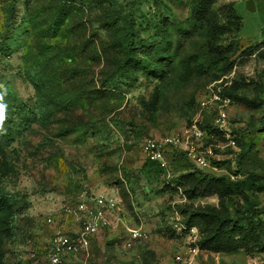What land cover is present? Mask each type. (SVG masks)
<instances>
[{
	"label": "rangeland",
	"instance_id": "obj_1",
	"mask_svg": "<svg viewBox=\"0 0 264 264\" xmlns=\"http://www.w3.org/2000/svg\"><path fill=\"white\" fill-rule=\"evenodd\" d=\"M199 1L0 0V264H46L53 235L79 230L69 208L101 195L117 204L110 226L64 264H264L260 232L237 252L205 239L208 214L264 220V108L228 111L232 131L252 130L241 159L220 135L208 141L231 187L176 181L186 162L163 172L141 149L182 132L216 81L249 100L264 91V0L254 12L214 0L202 14ZM235 15L238 34L225 30ZM233 39L236 55L211 57Z\"/></svg>",
	"mask_w": 264,
	"mask_h": 264
},
{
	"label": "built area",
	"instance_id": "obj_2",
	"mask_svg": "<svg viewBox=\"0 0 264 264\" xmlns=\"http://www.w3.org/2000/svg\"><path fill=\"white\" fill-rule=\"evenodd\" d=\"M226 85L223 80L211 84L204 92L201 110L197 113L190 124L182 132L175 135L161 137H150L141 144L145 157L163 169H169L173 154L177 152L186 153L191 161L200 169L218 168L212 166L216 159L210 139L215 138L205 126L204 115L213 118V129L221 134L226 141V146L237 148V143L229 123V109L233 105L230 98L224 95ZM117 204L113 199L104 196L91 198V203L86 199L80 200L75 208L69 212L78 216L81 225L78 231L71 234L56 232L50 242L46 264H64V259L71 255H77L88 251L92 238L98 234L100 229L110 226L107 213L115 211ZM133 240H143L147 236L137 228L126 227ZM173 264H194L192 257L176 256Z\"/></svg>",
	"mask_w": 264,
	"mask_h": 264
},
{
	"label": "trees",
	"instance_id": "obj_3",
	"mask_svg": "<svg viewBox=\"0 0 264 264\" xmlns=\"http://www.w3.org/2000/svg\"><path fill=\"white\" fill-rule=\"evenodd\" d=\"M214 0H200L199 1V7L197 9L198 14L205 13L206 9L212 4ZM197 18H194L195 21L199 22L202 21L201 19L203 18L202 16H199ZM235 28L232 25H228L226 27V31H234L235 33H239L240 30V22L241 18L238 15H235ZM211 27V31H214V27ZM230 31V32H231ZM239 45L235 39L232 40V43H230L228 46H216L211 49V57L214 59L219 58L221 55L223 56L222 58H230L238 53ZM248 53H253L255 51L254 47H249L247 49ZM246 52V51H244ZM221 58V57H220ZM221 58V59H222ZM233 63L229 64V68L232 67ZM108 84L104 85V88H107ZM263 89L258 91L257 97L254 99H247L245 97H241L238 93L235 91L227 90L226 87L223 90V93L225 96L230 98L233 103H239L241 105H244L247 108L250 109H260L264 108V99L261 98V95L263 94ZM204 124L207 126V128L211 133H215V136H221L218 132H216L213 129V118L212 116H209L208 114L204 115ZM251 128L249 126L244 127L243 129L239 130H234L233 135L235 136V140L237 145L241 148V152L239 154L240 159L244 155V152L246 153L251 149V144L246 145L242 138H245L249 134H251ZM209 141H213V139H210ZM149 163L157 166V168L160 171H168V169H163L160 168L158 163L152 162L150 160H147ZM186 162L187 165H185L182 168L181 175L177 177L176 181H181L183 179H193V177H196V174L199 175V179L197 180L198 182H206L209 185H216L218 183L226 182L229 183L230 179L228 177H218L219 175L217 174L218 171H215L213 169H200L197 167L191 159L187 156L186 153L183 152H177L173 154L172 156V161L170 163L169 170H171L175 165L178 167V163L180 162ZM191 162L192 164H190ZM225 163H228L227 161H220V160H213L212 165L220 166ZM196 167L198 168L197 171H193L194 168H189V167ZM215 166V167H216ZM241 172V171H240ZM237 174V173H235ZM249 180V179H248ZM229 181V182H228ZM248 182L247 180L243 181V183ZM197 183H195L196 185ZM232 182L229 183V186H232ZM194 185V186H195ZM205 215V214H203ZM209 215V222L210 218L215 221V224L213 223V227L207 231L206 235V243L208 244L209 248H211L213 251H223V252H237L241 249L245 250L249 242L252 241H258L260 239L259 232L261 234H264V220L259 218L258 215H256V212H252L250 215L249 221L247 219H244L242 217L241 219H232V218H219L215 214H208ZM251 223V224H250ZM218 224V225H217ZM251 225L255 226V229L250 227ZM252 230L254 233H252ZM94 238V237H93ZM92 238V240H93ZM92 245V241H91ZM90 245V247H91ZM262 250H264L263 245L260 247Z\"/></svg>",
	"mask_w": 264,
	"mask_h": 264
},
{
	"label": "water",
	"instance_id": "obj_4",
	"mask_svg": "<svg viewBox=\"0 0 264 264\" xmlns=\"http://www.w3.org/2000/svg\"><path fill=\"white\" fill-rule=\"evenodd\" d=\"M246 6L247 9L251 12H254L256 10L254 0H248Z\"/></svg>",
	"mask_w": 264,
	"mask_h": 264
},
{
	"label": "clouds",
	"instance_id": "obj_5",
	"mask_svg": "<svg viewBox=\"0 0 264 264\" xmlns=\"http://www.w3.org/2000/svg\"><path fill=\"white\" fill-rule=\"evenodd\" d=\"M3 122V106L0 105V126H2Z\"/></svg>",
	"mask_w": 264,
	"mask_h": 264
}]
</instances>
